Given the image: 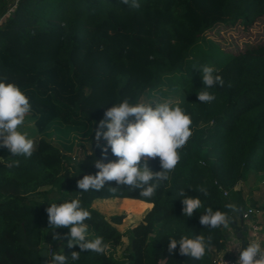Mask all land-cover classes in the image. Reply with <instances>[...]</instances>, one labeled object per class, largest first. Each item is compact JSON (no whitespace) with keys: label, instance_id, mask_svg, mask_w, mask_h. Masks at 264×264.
Segmentation results:
<instances>
[{"label":"trees","instance_id":"16d2710c","mask_svg":"<svg viewBox=\"0 0 264 264\" xmlns=\"http://www.w3.org/2000/svg\"><path fill=\"white\" fill-rule=\"evenodd\" d=\"M138 2L141 7L133 9L121 0H20L14 13L0 21V81L17 85L29 99L26 118L37 132L30 158L0 148V264H39L44 245L50 261L59 253L69 257V264H160L162 259L214 264L212 250L223 247V227L202 226L200 216L211 207L228 212L233 225L249 203L240 186L251 175H264V45L225 54L201 38L234 21L248 30L264 16V0ZM10 5L0 0V19ZM53 33L59 51L48 58ZM204 66L217 70L223 87L204 89ZM202 90L216 99L200 103ZM124 99L153 105L171 101L192 119L193 135L180 163L151 199L141 197V189L117 187L114 181L99 192L77 188L84 175L99 171L95 160L105 155V164L118 160L110 148L104 152L107 141L97 142L95 131L104 113ZM13 159L18 167H8ZM149 168L162 171L158 157ZM200 186L208 189L207 197ZM181 189L204 205L191 218L182 214ZM112 198L133 212L152 207L138 225L121 233L117 226L125 215L105 217L92 205ZM73 199L90 211L87 237H103L109 245L105 254L81 252L72 262L71 253L80 249L66 246L70 229L49 228L46 209ZM229 203L238 211L228 210ZM249 205L259 208L255 201ZM198 235L212 236L203 260L179 255V245L169 254L168 238ZM123 237L129 246L118 257L115 249Z\"/></svg>","mask_w":264,"mask_h":264},{"label":"clouds","instance_id":"9594fccd","mask_svg":"<svg viewBox=\"0 0 264 264\" xmlns=\"http://www.w3.org/2000/svg\"><path fill=\"white\" fill-rule=\"evenodd\" d=\"M123 4L133 9L141 7L138 0H121ZM216 69L210 66L202 68V81L204 89H210L217 85L224 86V80L215 74ZM197 98L200 103H211L216 97L207 90H202ZM31 111V104L25 94L15 84H6L0 81V148L8 149L15 157L30 158L34 152V141L28 138L26 133L18 129L25 122V117ZM132 118V119H130ZM104 129H107L104 131ZM192 119L179 107H173L171 101L156 104L137 103L131 104L124 99L118 105H114L104 113V119L99 122L95 131L97 142L101 139L107 141L104 148L118 158L115 162L105 164L104 159H97L93 163L99 171L95 175H84L77 181V188L88 192L101 191L108 182H115L117 187H127L133 191L141 189L140 196L151 199L157 193L161 185L168 181L170 174L175 171L181 161V150L192 137ZM160 160L162 171L153 172L149 168V161L156 158ZM19 161L13 159L8 167H18ZM198 191L207 197L209 191L200 186ZM181 197L183 205L182 214L191 218L194 212L204 207L200 197H190L181 189L177 193ZM225 195H228L225 192ZM231 212L238 211L234 204H226ZM49 228H69L65 238L68 240L69 249L78 246L80 252L73 251L70 260L76 262L81 252H95L105 254L109 245L103 237L88 239V225L91 213L82 207L79 199L61 204L52 203L47 209ZM200 224L210 229L223 227L230 230L233 218L228 212L213 211L211 207L205 209L200 216ZM260 230L255 229L251 235L254 237L247 247L240 251L237 264H264V241L257 235ZM54 238L61 239L56 233ZM168 252L173 254L179 245V255L188 256L197 261L203 260L206 252L212 244V236L203 235L188 238L181 236L179 240L168 238ZM241 244V243H240ZM240 244L231 246L229 252L236 248L239 251ZM47 264V262H46ZM51 264H69V257L56 253L51 257ZM160 264H168L162 259Z\"/></svg>","mask_w":264,"mask_h":264},{"label":"rangeland","instance_id":"374dc122","mask_svg":"<svg viewBox=\"0 0 264 264\" xmlns=\"http://www.w3.org/2000/svg\"><path fill=\"white\" fill-rule=\"evenodd\" d=\"M201 38L204 42L213 44L218 49L223 51L225 54H238L245 52L248 49L259 48L264 45V16L258 18L256 22L248 29L243 30L239 22H229L223 25H217L210 30L205 31ZM49 43L52 45V52L48 58H53L58 53V42L55 38V33L48 39ZM36 61H42L46 59L43 56H35ZM31 121L25 117V122L22 126L23 130L21 133H26L28 138L36 141V137L32 135ZM34 127V126H33ZM34 133H36V128L34 127ZM248 184L247 191L250 192L249 203L255 201L261 211H264V175H251L249 179L242 184L246 188ZM37 200V197L32 198ZM249 203L246 206H251ZM99 212H101L105 217L111 215H125L122 224L117 226V229L124 233L127 229L135 227L138 225L144 216V214L149 210L143 212H133L130 210L123 209V203L121 199L112 198L108 200H96L92 203ZM250 208V207H249ZM129 246V240L127 237L122 238V245L119 246V255L121 256Z\"/></svg>","mask_w":264,"mask_h":264},{"label":"crops","instance_id":"0c3cea01","mask_svg":"<svg viewBox=\"0 0 264 264\" xmlns=\"http://www.w3.org/2000/svg\"><path fill=\"white\" fill-rule=\"evenodd\" d=\"M31 127L32 129L30 133L36 137L34 133L33 125H31ZM21 129L22 127H20L18 130L22 132L23 130ZM240 187L243 188L244 197L248 201V199L250 198V192L247 191L248 184L246 188L243 186H240ZM151 207L152 205H150V208ZM249 207L254 208L252 206H249ZM249 207L246 206L245 208H249ZM255 209H258L259 212L255 215H252L249 220L247 221L242 220L240 213H238L239 215H238L237 221L233 225L230 226V230L223 228V232H224L223 247L220 249L214 248L212 250L213 259L217 257L218 255H228L234 258H239L240 251L245 249V247H247V243H250L252 239L254 238L251 235V233L253 232L251 228L253 224H256L258 226V229L260 231L257 233V235L261 238L262 241H264V211H261L259 208H255ZM237 244H240L239 251L236 248H233V250L229 252L230 245L235 246ZM115 255L116 256L119 255V248L115 249Z\"/></svg>","mask_w":264,"mask_h":264},{"label":"built area","instance_id":"2783aa9c","mask_svg":"<svg viewBox=\"0 0 264 264\" xmlns=\"http://www.w3.org/2000/svg\"><path fill=\"white\" fill-rule=\"evenodd\" d=\"M20 0H10V7L8 8V10L6 11V13L1 17L0 21L6 19L7 17L11 16L18 3H19ZM219 189H222L220 186H218ZM225 192L226 191H223V195H225ZM259 212L258 209H255V208H244L240 211V215H241V219L244 220V221H247L251 218L252 215H255ZM252 231H254L255 229L258 228V226L256 224H253L252 225ZM48 255H49V252H48ZM237 260L238 258H234V257H231V256H228V255H218L217 257H215L213 259V263L214 264H237Z\"/></svg>","mask_w":264,"mask_h":264},{"label":"water","instance_id":"95a60500","mask_svg":"<svg viewBox=\"0 0 264 264\" xmlns=\"http://www.w3.org/2000/svg\"><path fill=\"white\" fill-rule=\"evenodd\" d=\"M238 213H240V210L238 211ZM23 242L24 243L26 242L25 239L23 240ZM38 257H39V264H46V262L47 263L51 262L48 256V246L47 245H44L42 249L38 251Z\"/></svg>","mask_w":264,"mask_h":264}]
</instances>
